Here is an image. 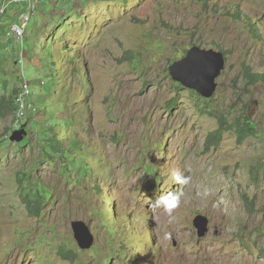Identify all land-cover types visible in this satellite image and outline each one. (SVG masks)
Wrapping results in <instances>:
<instances>
[{"label":"rangeland","instance_id":"1","mask_svg":"<svg viewBox=\"0 0 264 264\" xmlns=\"http://www.w3.org/2000/svg\"><path fill=\"white\" fill-rule=\"evenodd\" d=\"M21 12L0 17V264H264V82L244 76L264 73V0H42L18 40ZM193 46L226 55L210 99L170 75ZM173 169L191 182L170 224Z\"/></svg>","mask_w":264,"mask_h":264},{"label":"water","instance_id":"2","mask_svg":"<svg viewBox=\"0 0 264 264\" xmlns=\"http://www.w3.org/2000/svg\"><path fill=\"white\" fill-rule=\"evenodd\" d=\"M227 59L223 51L207 50L199 46H193L187 56L175 61L170 66V75L182 86L196 91L206 99L215 95L218 87L217 78L226 68ZM24 129L16 130L12 133L10 140L20 143L26 136ZM209 219L204 215H198L194 220V225L200 237H204L209 232ZM74 235L82 249L92 247L94 239L90 228L83 221L72 223Z\"/></svg>","mask_w":264,"mask_h":264},{"label":"trees","instance_id":"3","mask_svg":"<svg viewBox=\"0 0 264 264\" xmlns=\"http://www.w3.org/2000/svg\"><path fill=\"white\" fill-rule=\"evenodd\" d=\"M225 53V52H224ZM244 76L245 79L247 80V86L250 87L251 85L256 84L258 81H262L264 82V73H261L260 75H254L249 68L246 66L244 68ZM8 109L10 110V112H14V105L11 103V101H9V99H7L5 96L0 98V118L6 116L5 115V111L4 109ZM4 111V112H3ZM9 112H6V114H8ZM10 114V113H9ZM235 131L238 135V139L239 142L244 141L245 139H247L248 137L255 135L256 131L254 128H252V126H250V122L248 121V119H244V120H238L237 122H235ZM51 147L54 151L56 152H67L66 148L63 146V143L59 140H57L56 138H51ZM37 193L40 192V189H38L36 191ZM40 196V194H39ZM27 200L28 201H33L34 203H37V199H34L33 197H31L29 194H27ZM65 251L63 249L59 250V254L61 256H63L64 258H67L66 253H64Z\"/></svg>","mask_w":264,"mask_h":264},{"label":"clouds","instance_id":"4","mask_svg":"<svg viewBox=\"0 0 264 264\" xmlns=\"http://www.w3.org/2000/svg\"><path fill=\"white\" fill-rule=\"evenodd\" d=\"M24 10V7H22ZM21 14V13H20ZM169 179L177 185H181V188L175 192L169 191L166 194L160 195L154 201V207L162 208L163 212L167 214L169 223L174 220V212L181 207V197L184 195L183 186L188 185L191 182L190 176L182 175L179 170L173 169L170 173ZM205 196L210 195V189H205ZM200 195V193H197ZM171 232L166 234V238L171 239Z\"/></svg>","mask_w":264,"mask_h":264},{"label":"built area","instance_id":"5","mask_svg":"<svg viewBox=\"0 0 264 264\" xmlns=\"http://www.w3.org/2000/svg\"><path fill=\"white\" fill-rule=\"evenodd\" d=\"M41 3L42 0H0V17L6 15L12 6L24 7L21 20L11 27V32L16 39L23 40L31 19Z\"/></svg>","mask_w":264,"mask_h":264}]
</instances>
